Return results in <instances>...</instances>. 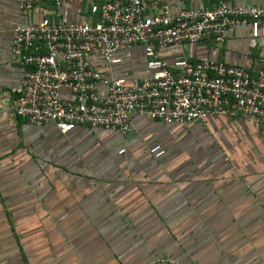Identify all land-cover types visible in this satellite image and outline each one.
Listing matches in <instances>:
<instances>
[{
	"label": "crops",
	"instance_id": "crops-1",
	"mask_svg": "<svg viewBox=\"0 0 264 264\" xmlns=\"http://www.w3.org/2000/svg\"><path fill=\"white\" fill-rule=\"evenodd\" d=\"M224 1L264 8V0ZM214 3L172 0L170 9ZM45 17H54L48 2L24 16L15 0H0V264H264V125L220 115L166 125L134 115L122 136L30 125L13 112L24 66L11 32ZM59 18L88 22V5L63 3ZM250 38V27L237 25L222 43L182 42L157 56L170 69L208 60L254 75L264 69V28L253 47ZM114 72L126 81L148 76L142 47Z\"/></svg>",
	"mask_w": 264,
	"mask_h": 264
},
{
	"label": "built area",
	"instance_id": "built-area-1",
	"mask_svg": "<svg viewBox=\"0 0 264 264\" xmlns=\"http://www.w3.org/2000/svg\"><path fill=\"white\" fill-rule=\"evenodd\" d=\"M171 1L15 0L24 16L48 2L54 17L11 32L13 55L24 66L20 85L12 89L13 112L33 126L52 123L61 134L87 126L122 136L133 129L134 115L166 125L219 115L264 125V69L252 75L223 62L183 59L170 69L157 56L158 50L182 42L212 38L222 43L226 30L237 25L250 27L253 47L264 28V8L215 0L211 9L172 11ZM70 2L87 3L88 22L60 20V6ZM135 45L143 49L149 75L126 81L115 74L114 66ZM149 152L159 158L164 151L154 146ZM151 264L185 263L160 257Z\"/></svg>",
	"mask_w": 264,
	"mask_h": 264
},
{
	"label": "rangeland",
	"instance_id": "rangeland-1",
	"mask_svg": "<svg viewBox=\"0 0 264 264\" xmlns=\"http://www.w3.org/2000/svg\"><path fill=\"white\" fill-rule=\"evenodd\" d=\"M141 142L144 144V145H147L148 141H146V139L144 138H140Z\"/></svg>",
	"mask_w": 264,
	"mask_h": 264
},
{
	"label": "flooded vegetation",
	"instance_id": "flooded-vegetation-1",
	"mask_svg": "<svg viewBox=\"0 0 264 264\" xmlns=\"http://www.w3.org/2000/svg\"><path fill=\"white\" fill-rule=\"evenodd\" d=\"M191 124V123H190ZM189 125V124H186V126ZM185 126V125H184Z\"/></svg>",
	"mask_w": 264,
	"mask_h": 264
},
{
	"label": "trees",
	"instance_id": "trees-1",
	"mask_svg": "<svg viewBox=\"0 0 264 264\" xmlns=\"http://www.w3.org/2000/svg\"><path fill=\"white\" fill-rule=\"evenodd\" d=\"M142 117V116H141ZM90 128V127H89Z\"/></svg>",
	"mask_w": 264,
	"mask_h": 264
}]
</instances>
